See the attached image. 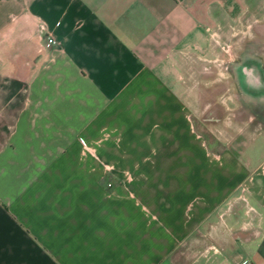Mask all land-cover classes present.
Segmentation results:
<instances>
[{
    "label": "crops",
    "instance_id": "0c3cea01",
    "mask_svg": "<svg viewBox=\"0 0 264 264\" xmlns=\"http://www.w3.org/2000/svg\"><path fill=\"white\" fill-rule=\"evenodd\" d=\"M243 3L0 0V264L264 262L261 146L247 141L235 172L210 162L206 182L200 149L189 165L177 144L182 47ZM236 188L225 242L186 257L182 241Z\"/></svg>",
    "mask_w": 264,
    "mask_h": 264
},
{
    "label": "rangeland",
    "instance_id": "374dc122",
    "mask_svg": "<svg viewBox=\"0 0 264 264\" xmlns=\"http://www.w3.org/2000/svg\"><path fill=\"white\" fill-rule=\"evenodd\" d=\"M242 1V6L234 4V11L210 22L198 44L184 45L177 60L175 88L183 102L181 112L186 121L177 144H184V159L189 165L193 164V150L200 149L202 171L206 170L202 172V181L206 182L210 162L218 164L222 172L228 168L224 164L233 165L235 172L243 164V147L252 138L264 151V0ZM210 149L222 153L215 155ZM182 175L193 180L192 173ZM229 195L232 196H223L221 200L226 203L215 205L209 217L207 212L202 213L205 216L194 225V234L182 241L181 246L190 250L184 253L186 257L200 254H194L191 248L203 251L209 245L225 242L224 210L231 206L229 199L233 198L236 204L242 200L237 188ZM239 223V219L232 222L235 228H239ZM219 230L222 234L213 243L214 233ZM234 239L233 243L240 246L241 237ZM243 261L257 264L246 256L235 264Z\"/></svg>",
    "mask_w": 264,
    "mask_h": 264
},
{
    "label": "built area",
    "instance_id": "2783aa9c",
    "mask_svg": "<svg viewBox=\"0 0 264 264\" xmlns=\"http://www.w3.org/2000/svg\"><path fill=\"white\" fill-rule=\"evenodd\" d=\"M56 42V39L54 38V36L52 35H46V41H45V44L48 46V45H51V44H54ZM78 141L80 142L81 146H85L86 145V140L84 137L82 136H79L78 137ZM108 185L110 186L111 185V182H108ZM242 264H245V261L242 262ZM249 264V263H247Z\"/></svg>",
    "mask_w": 264,
    "mask_h": 264
}]
</instances>
